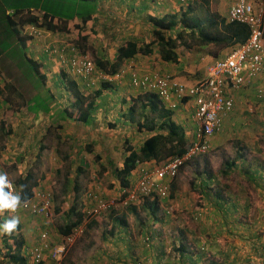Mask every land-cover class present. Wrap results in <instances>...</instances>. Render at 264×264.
I'll return each mask as SVG.
<instances>
[{
	"label": "rangeland",
	"instance_id": "rangeland-1",
	"mask_svg": "<svg viewBox=\"0 0 264 264\" xmlns=\"http://www.w3.org/2000/svg\"><path fill=\"white\" fill-rule=\"evenodd\" d=\"M198 1L202 2L201 8L204 10L205 2L203 0H195L194 5H197ZM145 2L148 5L144 6L143 9L148 8L147 12L148 10H154L149 14L153 17H162L165 14L168 16L174 15L179 13L178 11L180 10V5L176 0H144L143 4ZM220 2L225 7L221 6L220 8ZM262 3L264 5V0H262ZM111 6L113 9H117L118 13L121 10H127L126 15L133 17L129 19L132 24L134 26L141 25L140 21L142 20L140 18L143 16L138 14L136 9L130 8V5L115 3ZM148 6H151V9ZM208 6H211L210 11H217L222 17L226 15L227 4L225 0H210ZM75 23L78 22L74 21L69 23L68 26L71 29L66 34L67 39L59 37L57 34H50L47 30H42L43 33H41L40 37L34 40L26 39L25 34H21L25 37V45L29 43L33 50L30 52V56L39 62L44 61L41 60L42 52L49 48V46L56 51L47 56L46 62H49L47 63L49 68L46 71L47 78L44 85L52 92L60 108H65L69 105L70 96L57 83V76H59L60 70L64 67L60 64L59 54L61 52L56 47L66 50L70 46V43H75L78 31L75 28ZM85 45L89 47L86 55L91 59L94 58V52L90 48L91 45L89 42ZM226 51L228 50H225L224 53ZM178 52L183 57L186 50L179 49ZM29 68L27 67L30 78H28L29 83L26 84V98L39 93L41 88V92L47 90L43 87H38L35 81L37 78L32 75L33 72ZM68 75L71 78L76 77L70 73ZM126 76L130 80V76ZM37 83H39L38 80ZM2 84L5 85V82L1 80ZM242 90L247 91L248 96L242 98L239 95V98H235L233 111L224 119L223 129L211 139L210 150L205 155L196 157L191 162L185 164L173 180L176 184L175 193L168 200L163 201V203L161 202V208L158 210L159 217H164L163 219L166 222H157L150 225L151 220L148 218V213H144V210L141 209L140 213L137 212L135 214L128 213L125 210L123 205H121L123 198L120 196L119 182L112 177L110 172H104L98 176V164L96 165L93 162V155L99 154L96 151V147L98 146L93 145L92 154L87 153L86 150L81 151L86 168L83 172L78 173L76 165L78 159H80V155H77L79 150L77 147L79 144L84 147L90 140L88 136H85V133L80 137L79 130L73 124H71L72 127L65 129L67 139L65 138L62 142L54 139L53 132H46V139L40 140L43 141L41 147L45 148L43 152L39 153L41 157H38L31 163H26V173L33 171L36 178L40 176V180L43 181L46 189H49L53 198V212L49 218H30L26 214V221L28 224H38L39 226L43 222L42 227H49L46 229L50 232L51 236L56 234L57 228L64 226L68 221L65 214L73 202V185L74 181L77 180L79 190H81L77 201L80 212L83 213L85 210H89V206L93 204V202H88V200H84L81 197L86 189H89L93 196L101 198L106 204L113 202L114 205L100 211V216L98 215L100 213H98L94 217H84L83 223L75 229L74 244L69 247L68 253H66L59 264H134L133 261L135 263L137 262V264H151L149 260H146V263H144L145 256L142 255L143 249L138 246L143 243V238L145 237V235H140L141 233H139L141 223H147L148 230L150 229L152 243L156 247L164 250L166 256L170 257L171 255L168 264H173L174 261L177 262V255L172 251V244L179 242L178 240L180 239H183L190 246L192 252L196 255L197 253L201 254L202 256L201 260H198L197 263H191L192 260L189 258V264H246L247 256L253 258L262 257L263 250L261 246L262 241H264V221L261 224L257 223L258 215L255 211L257 207L251 209L245 207V210H243L242 206L248 204L255 197L249 194V191L254 192L252 190V184L254 182L259 183L260 186L264 184V181L260 180H264V98L259 96L258 89L253 88V86H247L244 89L242 88ZM121 92L117 91L109 99L102 102V107L106 108L105 110H108V112L106 114L100 111L98 112L97 119L99 125L97 127L99 130L96 136L99 134L110 135L112 139L119 140L121 138L123 141L125 138L128 139L129 135H132L131 130L122 123H115L114 121L123 122L124 120H128L132 123L128 126H135V123L143 118L137 114L136 111L139 110L137 106L134 108L135 110L132 116L128 113L131 102L122 100L124 93L122 94ZM20 93H13L10 97L11 101L8 104L3 103L0 115L2 120H6L8 128L12 127L13 122H26L27 145V142H32V138L34 137L28 132L40 124L45 125L47 120L49 122V119L48 115L43 113L36 118L30 115H20V112H26L23 106L24 98ZM88 94L90 96L93 92H89ZM4 96L1 95V100ZM21 119L22 121H20ZM97 132L95 131L94 134ZM89 134L90 136L92 135L91 133ZM94 134L93 136L96 137ZM68 136L75 137L76 139L74 140ZM7 137L0 131V170H4L7 176L16 183L19 180V171L24 168L21 165L17 167L16 161L22 163L25 159L24 156H17V154L25 153V150L20 151L24 148L23 143H21L19 148L15 141ZM82 139L85 140L84 143L81 141ZM134 142H137V140L134 139ZM113 143L112 140L110 142V157L112 156L110 159L114 162V166L120 167L119 160L122 156L118 154V151L112 149L114 147ZM29 151H32L31 147L26 153ZM98 151L102 154L101 161L104 162V159H106V151L101 147H99ZM53 155L54 157H52ZM232 160L236 168L234 167L235 169L228 170L224 166V163ZM29 164H32V166L28 167ZM202 180H204V186L199 188ZM254 186L259 188L257 184ZM215 192H218L222 199L227 201L226 204L229 207L236 204L239 210L233 216L224 212L225 207L216 200ZM112 211L115 212L114 217L121 215H125L126 217L127 224L124 228L127 237L125 240H128L126 243L119 238L118 234H121L119 233L120 231H122V235L124 236V232L119 226L115 225L114 235L112 233L109 234L111 224L113 225V221L109 218ZM235 218L246 225H253L252 223L254 221L256 226L250 228L251 230L248 231L247 237H231L228 230L231 231L232 227L239 230L238 225H235L231 221V219L235 220ZM262 219L264 218L260 220ZM92 220L97 225H92L91 228H87L86 226ZM44 224H47V226L44 227ZM152 226L155 227L151 228ZM254 249L258 251L256 252L257 254L253 253ZM129 252L132 253L133 261L129 259Z\"/></svg>",
	"mask_w": 264,
	"mask_h": 264
},
{
	"label": "trees",
	"instance_id": "trees-1",
	"mask_svg": "<svg viewBox=\"0 0 264 264\" xmlns=\"http://www.w3.org/2000/svg\"><path fill=\"white\" fill-rule=\"evenodd\" d=\"M105 1L106 0H0V77L1 80L5 82L6 88V93L3 94L5 95L3 103H9L11 101V95L15 92L20 93L21 91L20 94L24 98L23 106L25 107L26 115L33 116L34 118H36L40 112L48 115L49 130L51 128L54 129L51 133L53 132L54 139L58 142H62L65 138L67 139L65 129L72 127L71 124L75 125L80 132V137L85 133V136H88L90 140L84 147L81 144L77 147V149H79L77 155H80V159H78L76 165L78 173L83 172L86 168V163L83 161L84 158L81 156V151L86 150L87 153L92 154L93 145L98 146V148L101 147L104 151L106 150V159H104V162L101 161L102 154H100V152V155H93V162L96 165L98 164L97 166L99 167L98 176L108 171L112 177L119 182L121 188H127L134 170L139 168L141 163L155 160L158 164H161L169 157L176 155L181 156L186 152L187 141L183 132L172 120L168 119L166 122L161 121L160 123L159 121H150L151 123H148L147 116H143L142 119L138 120L139 122L136 123V129L131 132L132 135H129L128 139L125 138L123 141L121 138L119 140L115 138L112 139L110 135L99 134L96 136L99 130L97 127L99 125L97 114L99 111L104 114L108 112V110H105L106 108L102 109V102L109 99V97L114 95L117 91L134 88L131 83V77L130 80L127 78L128 76H122L123 78L120 77L126 64L136 55H152L154 53V48L157 49L159 57L163 62L171 64L179 63V55L177 53L179 49L190 51L192 54H207L213 58H217L222 51L232 49L245 42L248 37V30L239 23H228L226 18H224L225 16L222 17L217 11H210L211 6H208L210 0H203V2H205L204 10L201 8L202 2L198 1L197 5H194L195 1H188L177 14L165 15L163 17L145 16V19H147L146 22L151 26V29H148L150 41L146 44L144 42L145 38L137 39L132 35L126 36V34H124L125 31L121 26L123 22H119V18H117L119 15L117 13L118 10L113 9L112 6H107V2ZM110 1H113L114 4L123 3L119 0ZM129 7L132 8L131 5ZM7 10L10 12L6 13ZM138 12L140 11L138 10L137 13ZM98 16L106 21V24L101 28L105 36L104 38L111 44L117 43V46L116 44V47L114 46V59L113 61H108L106 59L107 49H99L100 47L96 45V42H89L91 44L90 48L94 52V58L91 59L93 64L92 71L82 76L71 78L66 69L63 68L60 70L59 76H57L58 85L70 96L69 105L65 108H60L52 92L44 85L47 78V63H49L46 62L48 51L43 50L42 52L41 60L45 62H39L30 56L31 51L25 47L24 39L25 37L26 39H31V36L27 35L23 29L31 25L38 30H47L50 34H57L59 37L67 39L66 34L71 29L68 26L69 23L74 21L78 22L75 23V28L78 30L75 43H70V46L63 51V54L65 52L64 55H66V59H70L71 57L86 55L89 47H86L85 44H87L89 40L86 35H81V31L88 21L94 20V18ZM128 18L131 19L133 17L130 16ZM128 23H132L131 20H129ZM22 33L25 34V37L21 35ZM198 58L200 57L198 56ZM8 64L10 65L7 66ZM11 65H13V67H11ZM27 67H30L29 69L33 72L32 75L39 81V83H37L35 79L38 87H43L47 90L41 92V88L39 93L26 98V84L29 83L28 78H30ZM104 76L106 78H104ZM117 76L120 77L119 80ZM120 81L125 82L120 83ZM18 86H21V88ZM89 92H93V94L90 96L89 94L87 95ZM0 94L2 95L1 88ZM143 96L145 98L148 97L147 100L151 104L152 109H158L159 101L155 95L145 94ZM140 98L141 96L130 101L131 105L128 108V113H130L131 116L135 110L134 108L136 106L138 108L140 107L138 105V101H141ZM142 108H145V106H142ZM167 115L171 117L172 113L169 111ZM114 122L123 124V122L119 121ZM126 124L129 125L130 123L127 121ZM0 131L6 136L12 135L13 132L11 128H8L6 120L0 121ZM95 131L97 132L96 134H94ZM89 133L92 135L90 136ZM93 134L96 137H94ZM46 135H43L41 140L46 139ZM69 138L76 139L71 136ZM134 139L137 140V142H134ZM112 140L114 142V147L112 149L118 151V154L122 156L119 160L120 167L114 166V162L110 159L112 157H110V142ZM81 141L83 143L85 142L83 139ZM234 165L235 163L233 160L224 163V166L228 170L234 168ZM15 185L18 192L22 191L23 200H28L33 195L32 189L37 187L38 183L33 171H28L23 178L17 180ZM78 185L79 183L77 180L74 181V203L65 214L68 221L64 226L57 228L58 233L63 236L69 235L74 228L83 223L84 215L78 210L77 204L75 203L78 200ZM202 186H204V180L201 181L199 188ZM175 188L176 184L175 181H173L171 183V189L168 190L165 197L152 194L149 199H146L143 203H128L124 208L128 213L134 214L137 212L140 213L141 209L144 210V213L147 212L148 218L151 220L150 225L157 222L164 223L166 220L163 219L164 217H159L158 210L161 208V202L163 203V201L173 196ZM215 198L219 203H227L218 192H215ZM238 210L236 206H232L227 211H222L233 216ZM98 215L100 216L101 212ZM114 215L115 212L113 211L109 215L110 220L113 221L109 234L112 233V235H114L113 231L115 225L119 226L124 232V236L122 235V231L119 232L121 233L118 234L119 238L126 243V241H128L127 239L125 240L127 237L126 231L124 230L127 224L126 217L125 215L114 217ZM231 221L233 223L236 221L235 225L241 223V221H238L236 218L235 220L231 219ZM92 225H97V223L92 220L86 227L91 228ZM146 225L147 223L140 224L139 233H141L140 235H145V237L143 238V243L138 245L143 249L142 255L145 256L144 263H146V260H149L151 264H168L171 255L168 257L164 250L151 245L150 229L148 230V225ZM153 227L155 226L151 228ZM17 230H19V226H17L14 231ZM178 241L179 242H174V244H172V251L177 255V262L174 261L173 264H189V258L192 260L191 263H197L198 260H201V254L197 253L196 255L192 252L190 246L183 239ZM1 243L6 250L4 257H6L8 261L12 264H27L22 254V239L19 237L15 238L14 245L12 243L8 244L6 239L2 240ZM256 249H254L255 252L253 251L255 254L258 252ZM131 252H129L128 255L130 256V261H133ZM133 262L137 264V262ZM39 264L45 263L41 262Z\"/></svg>",
	"mask_w": 264,
	"mask_h": 264
},
{
	"label": "built area",
	"instance_id": "built-area-1",
	"mask_svg": "<svg viewBox=\"0 0 264 264\" xmlns=\"http://www.w3.org/2000/svg\"><path fill=\"white\" fill-rule=\"evenodd\" d=\"M179 1L186 4L187 0ZM226 2L228 22L246 26L248 37L245 42L231 49L223 58L207 63L203 78L191 86H186L172 80L168 75H161L157 72H150L140 78L136 75L132 76L133 86L145 92L157 94L172 109H175L183 98L193 99L196 139L181 156L169 157L161 164L155 160L141 163L129 186L119 188L120 196L123 198L121 201L123 207L128 203H141L149 199L152 194L165 197L171 180L177 177L182 166L184 167L195 157L209 151L211 139L221 132L224 119L233 111V92L252 84L264 74V5L262 0H226ZM23 30L33 40L43 33L31 25ZM56 48L61 52L59 54L60 64L71 75L82 76L92 71L93 64L88 55L66 59L64 58L65 53L63 54L64 49ZM53 49L49 46L45 51H48L50 55L56 52ZM258 92L261 93V89ZM8 180L9 187L6 191L16 192L9 178ZM87 198L93 201L92 207H94L87 211V214L91 216L114 205L113 202L106 204L101 198L89 192ZM50 205V195L46 192H37L33 200L23 201L20 207L33 215L47 216ZM75 233L74 230L62 240L61 244L53 247L46 240L47 234L43 233L41 243L31 251L30 264H39L43 261L44 251H48L51 260L58 262L65 253L66 247L73 242ZM261 248L263 256L249 257L246 264H264V241H262Z\"/></svg>",
	"mask_w": 264,
	"mask_h": 264
},
{
	"label": "crops",
	"instance_id": "crops-1",
	"mask_svg": "<svg viewBox=\"0 0 264 264\" xmlns=\"http://www.w3.org/2000/svg\"><path fill=\"white\" fill-rule=\"evenodd\" d=\"M119 1L123 2V3L120 2L121 4H124V3L130 4L132 8L136 9V11H138V10L140 11V12H138V14L143 16L142 18H140V20H142V21H140L141 25L134 26L132 23H128V21H129L128 17L129 16L126 15L127 10H125V11L121 10V11H119V13L117 12L119 14L117 17V18H119L118 21L123 22V24L121 26L123 27V29L125 31L124 34H126V36L132 35L137 39H141V38L144 39L145 38L144 42L149 43L150 39H149L148 29H151V26L149 25L148 22H146L147 19H145V16L146 17L151 16L149 14H151L152 13L151 11H154V10H148V12H147L148 8L143 9L144 6L148 5L147 2H145V4H143L144 0H119ZM130 1H131V3H130ZM105 2H107L106 3L107 6H111L112 4H114V2L110 1V0H106ZM221 6L225 7L222 2L219 3L220 8H221ZM148 7L151 9V6H148ZM7 12H10V11L7 10L6 13ZM141 12H143V13H141ZM178 12H180V10ZM165 15H167V14H165ZM99 17L100 16H98L97 18H94V20L88 21L86 23L85 27L83 28V30L81 31V35H86L88 37V40H89L88 42H96V45L100 47L99 49L106 48L107 49L106 59L108 61H113L114 53H115V47L117 46V43L111 44L108 42L107 39L104 38L105 36L103 35L101 28L103 25L106 24V21L102 18H99ZM115 44H116V46H115ZM25 47L28 48L29 51H33L29 43L27 45H25ZM32 47H34V46L32 45ZM178 51H177V53L179 55V57H178L179 63L178 64H171V63L163 62L160 59L158 51L156 49V50H154V53L150 56L136 55L133 59H131L126 64V66L130 67L131 68L130 70L136 71L137 73L153 71V72H160L163 74H168V75L174 77L178 82L190 85L205 75L206 63H208L214 59L210 55L192 54V52H190V51H186L185 55L183 57H181V55L179 54ZM224 52L225 51H222L219 54V56H223L225 54ZM198 56L200 58H198ZM48 68H49V65H48ZM121 82L122 81H120V83ZM250 86H253V88H257V89L261 86L260 89H262L264 91V74L262 76H260L259 78H257V80H255ZM0 88L2 89V95L4 93H6L5 85H3V84L1 85V79H0ZM121 91H123L121 93L122 94L124 93L123 99L126 101H132L133 99H136L137 97L141 96V98H140L141 101H138V105L140 107L138 108L139 110H137L136 112L138 115H141L142 117L147 116V118H148L147 122L148 123H151L150 121H152V122L153 121L154 122L159 121V123L161 121L166 122L168 119H170L183 132L185 139L188 141L187 143L191 142L194 139V134L196 131V124H195L194 118H193L194 107H193V103L191 101L186 100L182 105H180L176 110H174L172 112L171 110H167L166 107H159L158 106V109L157 108L152 109L151 104L147 100L148 97L145 98L144 96H142L143 93H141L140 90H138L136 88H132V89L130 88V89H125V90H121ZM247 93H248L247 91H243L242 89H240L237 92L233 93V98L235 100L236 97L237 98L240 97L239 95H241L242 98H246L248 96ZM7 104H6V106H7ZM2 106H3V99L1 100V95H0V113L2 110L1 109ZM142 106H145V108H142ZM103 109H105V108H103ZM169 111L172 112L171 117H169L167 115V112H169ZM40 114H42V112H40L38 116H40ZM20 115H26V112H20ZM20 121H22V119ZM127 121L128 120H124L123 124H124V126H127L132 132L133 130L136 129V123H135V126H128L126 124ZM128 122L130 124H132L131 121H128ZM48 125H49V123L47 120L45 125L40 124L36 128H32L31 131L28 133H30L32 136H34L32 138L33 143L28 141L27 145H26V129H27L26 128V122H23V123L22 122H13L12 127H11V130L13 132H12V135H10L8 137L12 141H15V143L17 144V147H19V148H20L21 143H23L24 148H22V150H20V151L25 150V153L17 154V156H22V157L24 156V158H25L23 160L24 163L23 162L19 163L16 161L17 167H18V165H21L24 167V168L22 167L23 169H21L19 171L20 176L18 179H20L21 177L26 175V163H31V162H33V160H36L38 157H41L39 153L43 152L45 148L41 147V144L43 143V141H40V140L43 137V135H45L46 132H51L52 130H54L53 128H51L49 130ZM30 147H31L32 151H29L28 153H26V151ZM37 148H39V149H37ZM96 148H97L96 151L99 153V151H98L99 148L98 147H96ZM15 153H17V152H15ZM46 157H47V154H46ZM52 157H54V155ZM31 166H32V164H29L28 167H31ZM23 171H25V172H23ZM107 173H108V171H107ZM39 177L40 176H38V178H37L38 184H39L37 189L49 191V189H46V186L43 185V181H41ZM260 180L264 181L263 179H260ZM44 182H45V180H44ZM254 183L259 185V188H256L254 186L255 185ZM254 183L252 184V187H253L252 190H254V192L249 191V194L252 195V197H253V195L255 197H253L252 200H250L248 202V204L242 206V208H243V210H245V207H248L250 209L257 207L256 210L254 209L258 215V217H257L258 222L257 223L261 224L262 221H264V219L260 220L261 218H264V184L260 186L259 183H257V182H254ZM34 190H36V188ZM222 205L225 207V211H227L230 208L226 203H222ZM234 206H236V204H234ZM28 217L33 218V216H29V215H28ZM236 218H238V216H236ZM4 219H5V216L2 217L1 213H0V223H3ZM6 219H8V216ZM18 219H19V224H18L19 231H16L15 233L6 234V237L4 236L5 233H0V264H12L10 261H8V259L6 257H4L6 250L2 246V243H1L2 240L6 239L8 244L12 243L14 245V239L19 237L20 239L23 240L22 248L28 250L34 245V243L39 242L38 237H39L40 233H42L43 231L46 230L45 228L42 227L43 222L40 224V226L38 224H31V223L28 224V222L26 221V213H23V211L18 216ZM234 224H235V222H234ZM252 224L253 225H250V224L246 225V224L241 223L238 225L239 230L232 227L231 231L230 230H228V231L230 232L231 237L232 236L247 237L248 231L251 230L250 228L256 226L254 221ZM46 226H47V224H44V227H46ZM240 226H242V227H240ZM46 228H49V227H46ZM225 232L228 233L226 230H225ZM58 234L59 233L55 234L54 237H52V236L49 237V243L50 244H55L59 241V240H57V239H59V236H57ZM152 246L156 247L154 243H152ZM47 257L48 256L45 254L44 263L45 264H51V260ZM27 263H29V261Z\"/></svg>",
	"mask_w": 264,
	"mask_h": 264
},
{
	"label": "clouds",
	"instance_id": "clouds-1",
	"mask_svg": "<svg viewBox=\"0 0 264 264\" xmlns=\"http://www.w3.org/2000/svg\"><path fill=\"white\" fill-rule=\"evenodd\" d=\"M176 1H178V3H179V5H180V8L179 9H181L183 6H185L186 4H184V3H181L179 0H176ZM188 1H195V0H187L186 1V3L188 2ZM225 2H226V0H225ZM226 4H227V2H226ZM227 10H228V4H227ZM225 18H226V21L228 22V20H227V12H226V15H225ZM228 23H230V22H228ZM242 25V24H241ZM244 26V25H243ZM246 27V26H245ZM236 47V46H235ZM233 49V48H232ZM231 49H229L228 51H226V53L223 55V56H219V57H217V58H214L212 61H214V60H216V59H220V58H223L229 51H230ZM211 62V61H210ZM209 63V62H208ZM207 64V63H206ZM206 66V65H205ZM126 69V70H125ZM131 68L130 67H128V66H126V67H124V69L122 70V75L120 76V77H122V76H126V75H129L130 77H131V83H132V76L133 75H136L138 78H140L141 76H143V75H145V74H148V73H150V72H153V71H150V72H143V73H137L136 71H132V70H130ZM125 71H127V73H125ZM157 73H159V74H161V75H168V74H163V73H160V72H157ZM168 76H170V75H168ZM205 76V75H204ZM203 76V77H204ZM119 77V78H120ZM203 77H201V78H203ZM170 78L172 79V80H175L176 82H178L174 77H172V76H170ZM200 78V79H201ZM198 81V80H197ZM196 81V82H197ZM178 83H180V82H178ZM195 83V82H194ZM194 83H192V84H194ZM180 84H184V83H180ZM192 84H184V85H186V86H191ZM133 85V84H132ZM251 85V84H250ZM250 85H248V86H250ZM247 87V86H246ZM134 88H136V89H138V90H140V92L141 93H143V95H145V94H153V95H155L156 97H157V99H158V101H159V107H166L167 108V110H171L172 112L174 111V110H176L180 105H182L186 100L187 101H191L192 103H193V100H191V99H189V98H183L182 100H181V102L177 105V107L175 108V109H172L171 107H170V105L167 103V102H165L164 100H162L157 94H155V93H149V92H145V91H143V90H141L140 88H138V87H135L134 86ZM243 88H245V87H243ZM242 89V88H241ZM260 88H258V90H259ZM240 90V89H239ZM257 90V91H258ZM236 91H238V90H236ZM236 91H234V92H236ZM233 92V93H234ZM258 94H259V96L260 97H263L264 98V91L261 89V93H259L258 92ZM142 95V96H143ZM148 96V95H147ZM232 96H233V94H232ZM175 101V100H174ZM233 101H234V98H233ZM176 103H178L177 101H176ZM193 107H194V103H193ZM234 108V107H233ZM171 112V113H172ZM193 115H194V111H193ZM2 120V118L0 119V121ZM223 123H224V121H223ZM215 136V135H214ZM195 139H196V131H195V134H194V139L191 141V142H189V143H187V147L192 143V142H194L195 141ZM187 141V140H186ZM188 142V141H187ZM211 142V141H210ZM210 150V149H209ZM205 155V154H204ZM201 156H203V155H201ZM197 157H199V156H197ZM196 158V157H195ZM138 169V168H137ZM137 169H135L134 170V172H133V175H132V178H131V180L133 179V178H135V176H136V170ZM24 177V176H23ZM23 177H21V178H23ZM8 176H7V174L5 173V171L4 170H0V213H1V216L3 217V216H5V219L7 218V216H8V219H4V222L3 223H0V233H5L4 234V236L6 237V234H10V233H15L16 231H14L16 228H17V226H18V224H19V219H18V216L20 215V213H22V211H23V213H26L27 215H29V216H33V217H43V218H49L50 217V215H52L51 213L53 212V209H52V207H53V198H52V195H51V193L49 192V191H46V190H42V189H37V187H34L33 189H32V192H33V195H32V197L30 198V199H28V200H23V198H22V191L21 192H18V189H17V187H16V185H15V182H13L10 178V181L12 182V184L14 185V188H15V191L16 192H13V191H6V189L9 187V180H8ZM36 178V177H35ZM37 179V178H36ZM175 179V178H174ZM173 179V180H174ZM130 180V181H131ZM173 180H171V182H170V184H169V189H170V185H171V183L173 182ZM37 183H38V179H37ZM39 185V184H38ZM36 188V190H34ZM37 192H46V193H48L49 195H50V198H51V205H50V210H49V213H48V215L47 216H44V215H33V214H31V213H29L28 211H26V210H24V209H22L20 206H21V204L23 203V201L24 202H27V201H31V200H33V198H34V196H35V193H37ZM81 192V190H79V193ZM84 192L85 193H82V195H81V197H83V199L84 200H88V202H93V201H91L90 200V198H87V193L89 192V193H91L92 194V192H90V190L89 189H86V190H84ZM79 193H78V196H79ZM93 195V194H92ZM74 199H75V192H74V195H73V198H72V204L74 203ZM78 199H79V197H78ZM78 201V200H77ZM77 201L75 202L76 204H77ZM71 204V205H72ZM71 205H70V207H71ZM93 205V204H92ZM92 205L91 206H89V209L92 207ZM69 207V208H70ZM77 207H78V205H77ZM87 208V207H86ZM84 211V210H83ZM87 211H88V209H87ZM87 211L85 210L82 214L84 215V217L86 216V217H94L95 215H93V216H91V215H88L87 214ZM83 220H84V218H83ZM79 227V226H78ZM78 227H76V228H78ZM76 228H74L73 229V231L76 229ZM46 229V228H45ZM14 231V232H13ZM17 231H19V230H17ZM72 231V232H73ZM71 232V233H72ZM43 233H46L47 234V242H48V244H50L49 243V237H51V235H50V232L46 229L45 231H43L42 233H40V235H39V237H38V239H39V242L37 243H34V245L30 248V249H28V250H26V249H24V248H22V254H23V257L26 259V261L28 262L29 261V263H27V264H30V257H31V251H32V249L34 248V247H36V246H38L40 243H41V235L43 234ZM58 233V232H57ZM56 233V234H57ZM70 233V234H71ZM69 234V235H70ZM69 235H67V236H63V235H61V234H58L57 236H59V239H57V240H59L57 243H55V244H50V246L51 247H53V246H55V245H59V244H61L62 243V240L64 239V238H66V237H68ZM55 236V234L54 235H52V237H54ZM74 241H75V238H74V240H73V242L70 244V245H68L67 247H66V251H65V253L63 254V256L61 257V259L58 261V262H54L53 260H51L50 259V257H49V254H48V251H44L43 252V254H44V256H45V254L48 256L47 258H49L50 260H51V264H59L60 263V261L65 257V255H66V253H67V251L69 250V247L71 246V245H73L74 244ZM259 256V255H258ZM249 257H251V256H248L246 259H248ZM261 257V256H260ZM41 262H44V257H43V261H41ZM40 262V263H41ZM247 262V261H246Z\"/></svg>",
	"mask_w": 264,
	"mask_h": 264
}]
</instances>
